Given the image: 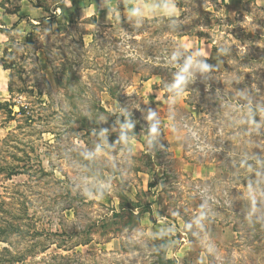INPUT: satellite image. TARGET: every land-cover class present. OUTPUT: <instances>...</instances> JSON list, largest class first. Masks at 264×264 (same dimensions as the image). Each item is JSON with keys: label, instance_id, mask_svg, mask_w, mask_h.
<instances>
[{"label": "rangeland", "instance_id": "1", "mask_svg": "<svg viewBox=\"0 0 264 264\" xmlns=\"http://www.w3.org/2000/svg\"><path fill=\"white\" fill-rule=\"evenodd\" d=\"M175 2L212 45L173 39L181 17L0 0L12 91L0 104V258L264 264V13ZM21 7L47 14L6 28ZM10 225L23 237L7 238Z\"/></svg>", "mask_w": 264, "mask_h": 264}, {"label": "crops", "instance_id": "2", "mask_svg": "<svg viewBox=\"0 0 264 264\" xmlns=\"http://www.w3.org/2000/svg\"><path fill=\"white\" fill-rule=\"evenodd\" d=\"M92 1L97 2L94 8L92 16L99 17H113L118 12L120 16L124 18L132 19H153V18H180L182 16V8L177 5L175 0H63L68 3L71 9H76L77 4H85V7ZM247 2L257 6L264 13V0H246ZM62 5L56 9V11L62 13ZM83 6V9H88ZM68 8V7H67ZM47 12L41 8L26 9L21 7L17 14H9L2 18V23L6 28L19 24L18 16H30V17H44ZM6 38L4 34H0V104L8 102L9 94V75L3 68L2 60L5 54ZM189 38L180 37L179 39ZM204 48V47H203ZM205 56H209L211 53V46L205 49ZM203 55V54H202ZM4 136L3 128L0 127V141Z\"/></svg>", "mask_w": 264, "mask_h": 264}, {"label": "trees", "instance_id": "3", "mask_svg": "<svg viewBox=\"0 0 264 264\" xmlns=\"http://www.w3.org/2000/svg\"><path fill=\"white\" fill-rule=\"evenodd\" d=\"M177 5L182 8V6L180 4L177 3ZM207 15H210V14L207 13ZM211 16H213V15H211ZM185 18H186V15L183 14L179 20H176L177 24L179 26H178V31L173 36V39L177 38V37H185V36H193V37L195 36L196 37L197 36L198 39H201V37H202V38H204L207 41V44L212 45L211 44L212 41L208 40L209 37L205 33H202V32L196 33V29L195 28L191 29L189 25H185V23H183ZM187 26H188L189 29H186ZM4 69L6 70V68H4ZM9 80H10V78H9ZM9 94L10 95L12 94L11 87H10V82H9ZM13 214L14 213H12V212H7V215L9 216V218H11L13 220L17 219L18 217H15V216L13 217ZM18 234H20V237H23V231H21L20 228H18L17 225H14V227L10 225V228L6 232V237L8 238L11 235H18ZM6 237L3 238L2 242L6 243L8 246H10V242H9V240ZM6 252L8 254H10L12 252V249L11 248L10 249H6ZM22 260L23 259H22L21 256H19V257L18 256L17 257L16 256H12V257H10L9 260H6L4 258H0V264H20V263H22ZM169 264H173V263L170 262Z\"/></svg>", "mask_w": 264, "mask_h": 264}, {"label": "clouds", "instance_id": "4", "mask_svg": "<svg viewBox=\"0 0 264 264\" xmlns=\"http://www.w3.org/2000/svg\"><path fill=\"white\" fill-rule=\"evenodd\" d=\"M180 79L182 81L183 80V77H181ZM155 131H156V129H155V127H153V132H155Z\"/></svg>", "mask_w": 264, "mask_h": 264}]
</instances>
